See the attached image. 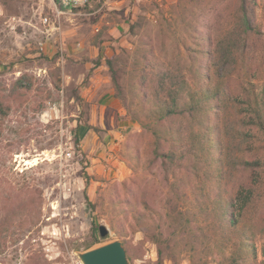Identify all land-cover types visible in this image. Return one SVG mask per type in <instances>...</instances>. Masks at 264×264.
<instances>
[{
	"label": "rangeland",
	"instance_id": "374dc122",
	"mask_svg": "<svg viewBox=\"0 0 264 264\" xmlns=\"http://www.w3.org/2000/svg\"><path fill=\"white\" fill-rule=\"evenodd\" d=\"M187 1L90 0L85 11L55 17L50 0H0V102L10 108L0 117V264H81L76 253L122 242L110 228L104 198L110 184L131 177L124 145L143 132L130 115L138 109L130 104L128 83L135 48L145 34L158 45L164 39L169 57L183 53ZM255 1L264 31V0ZM233 5L204 0L203 7L226 19ZM123 52L131 57L126 107L114 95L105 63ZM261 61L257 53L255 69ZM148 145L147 137L140 172L152 182L145 172ZM122 170L127 174L117 177ZM99 226L108 230L105 238ZM95 237L99 243L86 250ZM127 240L131 264H217L202 240L179 262L144 230ZM256 248L261 260L264 238Z\"/></svg>",
	"mask_w": 264,
	"mask_h": 264
},
{
	"label": "trees",
	"instance_id": "16d2710c",
	"mask_svg": "<svg viewBox=\"0 0 264 264\" xmlns=\"http://www.w3.org/2000/svg\"><path fill=\"white\" fill-rule=\"evenodd\" d=\"M187 3L184 55L177 49L169 57L164 39L158 45L142 34L133 75L129 54L106 58L124 107L131 75L130 104L138 109L130 115L143 130L124 145L131 177L106 188L110 228L130 261L127 238L144 230L177 262L202 240L217 264H264V248L261 260L256 248L264 238V31L256 1L234 0L226 19L205 9L204 0ZM9 110L0 102V117ZM147 137L145 172L152 182L140 172ZM98 243L95 237L86 250Z\"/></svg>",
	"mask_w": 264,
	"mask_h": 264
},
{
	"label": "water",
	"instance_id": "95a60500",
	"mask_svg": "<svg viewBox=\"0 0 264 264\" xmlns=\"http://www.w3.org/2000/svg\"><path fill=\"white\" fill-rule=\"evenodd\" d=\"M99 236L105 238L108 230L104 226L98 228ZM81 264H131L121 241L116 240L84 253H76Z\"/></svg>",
	"mask_w": 264,
	"mask_h": 264
},
{
	"label": "built area",
	"instance_id": "2783aa9c",
	"mask_svg": "<svg viewBox=\"0 0 264 264\" xmlns=\"http://www.w3.org/2000/svg\"><path fill=\"white\" fill-rule=\"evenodd\" d=\"M90 0H50L53 8V16L59 17L66 13H71L74 10L87 6ZM49 17L42 18L44 24L49 23Z\"/></svg>",
	"mask_w": 264,
	"mask_h": 264
},
{
	"label": "crops",
	"instance_id": "0c3cea01",
	"mask_svg": "<svg viewBox=\"0 0 264 264\" xmlns=\"http://www.w3.org/2000/svg\"><path fill=\"white\" fill-rule=\"evenodd\" d=\"M106 158V160H109L110 159V157H105ZM99 171V170H98ZM125 173L127 174V172H125V170H122V171H116L115 172V175L117 176V177H121V176H123V175H125Z\"/></svg>",
	"mask_w": 264,
	"mask_h": 264
}]
</instances>
